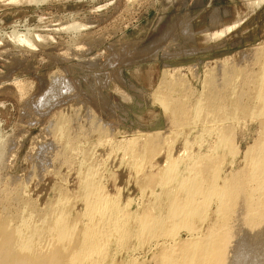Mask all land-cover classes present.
Here are the masks:
<instances>
[{"label":"bare ground","instance_id":"bare-ground-1","mask_svg":"<svg viewBox=\"0 0 264 264\" xmlns=\"http://www.w3.org/2000/svg\"><path fill=\"white\" fill-rule=\"evenodd\" d=\"M181 4L185 8L184 0ZM75 24L63 27L70 30ZM27 33L11 37L34 48L33 39L41 36L31 34L32 39ZM249 51L239 53L237 62L207 67L199 88L177 72L181 66L163 67L149 93L119 77L133 92L153 96L164 112L165 129L139 127L124 136L118 124L93 111L83 128L66 116L73 114H52L46 120L56 148L50 158L46 155L50 162L41 158L43 164H32L25 177L0 172V264H264V45ZM53 73L47 74L50 87L37 96L36 106L53 101L60 76ZM239 129L253 132L243 149L235 141ZM2 140L0 165L6 152ZM36 178L41 180L27 183ZM47 188L50 196L43 200Z\"/></svg>","mask_w":264,"mask_h":264},{"label":"rangeland","instance_id":"rangeland-1","mask_svg":"<svg viewBox=\"0 0 264 264\" xmlns=\"http://www.w3.org/2000/svg\"><path fill=\"white\" fill-rule=\"evenodd\" d=\"M180 1L167 6L168 0H0V138L3 139V142L6 139L7 142H4L6 156L4 155V159L1 160L3 163L0 165H3L4 169L1 167L0 172L2 174L9 173L16 177H25L32 164H34L32 167H37L40 162H43L42 159L46 160V158L51 157V150L52 153L56 150L51 146L52 138H54L50 133L51 128H47V121L52 114H73L65 115L70 117L69 120H73V123H82L83 128L85 124L82 121L91 113L94 116V112L96 116H102L108 122L118 124L119 135L124 136L131 135L139 127L165 129L167 123L165 116H163L164 112L159 107L160 105L153 101V96H142V94L133 92L121 82L119 77L131 81L149 93L159 82L163 67L180 68L181 66V70L177 72L184 74L183 76L188 82H193L192 84L199 88L207 67L209 69L210 66L214 68L224 60L237 62L240 59L239 55L241 56L239 53L246 50L251 52L249 50L264 45V0H260V3L258 0H201V5H199L200 0H184L185 8L181 4L183 0ZM163 10H165V14L159 20ZM214 11L217 12V15L219 14V16L215 15L218 17L217 21L214 20V18L216 19ZM65 23H76L78 26L75 24L74 30H65L63 27L66 25ZM170 23H173L171 28L175 27L169 30L168 25ZM166 29L168 30L167 35H160ZM180 31L182 35H180ZM17 33H20L19 35L27 33L30 36L38 33L41 38L35 37V40L31 36L34 43L37 42L34 49L33 46L30 48L29 45L16 42L11 35ZM159 35L160 38L157 37ZM191 35L193 42L189 38ZM166 36L169 37V40H176L177 44H181V48L175 42H170ZM167 40L174 46L168 44ZM165 42H167V48H165ZM168 46H171L170 49ZM133 48L135 50L131 52ZM145 48L146 51H144ZM121 49L126 50V52ZM165 49H168V53ZM137 50L140 51L138 54L135 53ZM154 51H158V54H155ZM98 54L100 58H95L94 61L91 57L94 58ZM164 55L165 57H163ZM128 61L130 64H127ZM53 72L58 73L59 78L61 77V79L57 78L60 84L56 81L54 85L55 87L58 84L59 87H55L58 92L54 93L55 90L53 91L54 98L52 97L53 101H49L50 104L48 103L44 107L36 106L34 101L42 95V92L48 91L49 76ZM206 75L207 72L205 79ZM98 94L101 96L100 98L97 96ZM118 94L122 96L118 97ZM92 98L96 99L93 100ZM99 100H101L100 102L105 101V104L98 103ZM107 100L111 103L109 109H107ZM89 101L90 105L88 104ZM52 103L56 104H54V108ZM25 105L27 106L24 107ZM85 106L86 108H84ZM87 107L91 108V112H88ZM110 109H115V111H108ZM73 111H77L78 114ZM40 113H42L41 116ZM46 113L47 115L51 114L50 116L43 115ZM75 114L79 115L80 118L76 119ZM81 114L86 115L83 118ZM113 114L116 116L112 117ZM42 116L43 118H40ZM37 117L39 121L36 119ZM41 122L45 125H42ZM48 131L49 133H46ZM251 133L253 132L236 130L235 141L240 149H243L245 144L251 141V136H253ZM92 137L86 139L89 140ZM42 144L45 146L42 147ZM47 144L48 149L46 148ZM38 148L45 149L44 153H49L50 156L44 154L43 149L39 150ZM101 152V150L98 151V153ZM48 160L49 163L50 160ZM47 162L46 164H48ZM41 163L40 165L43 164ZM37 179L39 178L28 182L26 180V182L34 185L33 181L38 183L37 181L41 180ZM48 190L47 188L42 195L43 200L44 198L46 200V195L50 196Z\"/></svg>","mask_w":264,"mask_h":264}]
</instances>
